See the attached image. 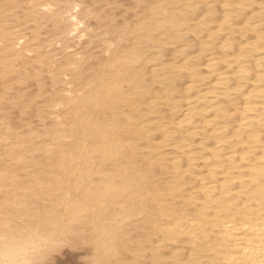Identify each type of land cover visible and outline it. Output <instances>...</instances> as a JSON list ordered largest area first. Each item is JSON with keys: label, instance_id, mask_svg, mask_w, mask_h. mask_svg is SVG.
I'll return each instance as SVG.
<instances>
[{"label": "bare ground", "instance_id": "6f19581e", "mask_svg": "<svg viewBox=\"0 0 264 264\" xmlns=\"http://www.w3.org/2000/svg\"><path fill=\"white\" fill-rule=\"evenodd\" d=\"M24 1L0 0V264H264V0H101L90 36V0ZM51 43L86 54L54 70Z\"/></svg>", "mask_w": 264, "mask_h": 264}, {"label": "rangeland", "instance_id": "374dc122", "mask_svg": "<svg viewBox=\"0 0 264 264\" xmlns=\"http://www.w3.org/2000/svg\"><path fill=\"white\" fill-rule=\"evenodd\" d=\"M23 1H24V0H23ZM83 1H84V0H83ZM94 1H95L96 3L93 2V0L85 1V2H84V3L88 4V5L91 4L90 6H87L88 8H86V4H84V5L82 4V10H83V11H84V10H85V11H86V10H89V9L92 8V7H94V8L96 7L97 10L94 9V8H93V10H95L96 12L98 11L97 13H99V14H98L99 17H97V15H94V16H92V18L90 17V19H87V20L85 21V22H86V25L83 26V28L86 29V31H87L86 34H87V33L92 34L93 32H94V33L99 32L98 29H99L100 27H101V29H100L101 31H100L99 33H101V32L104 33V31H107V29H105V25L107 24L108 19H109V17H110V15H107V14H110L109 11L111 12V7H112V9H113V7H114V6H112L110 3H109L110 5H109V4L107 3V2H108L107 0H104V1L106 2V4H103V5H105V6L108 5V6H111V7H110V9H109V7L106 8V7H107V6H106V7H105V10H106V11H105V15H103V13L100 12L101 10H104V8L102 7L103 5H102V3H101V0H94ZM102 1H103V0H102ZM104 1H103V3H105ZM118 1H122V0H118ZM3 2H4V0H3ZM90 2H91V3H90ZM97 2H98V3H97ZM24 3H26V1H24ZM94 3H95V4H94ZM97 4H99V5H97ZM96 5H97V6H96ZM98 6H100V7H98ZM83 7H84V8H83ZM99 8H100V9H99ZM114 8H115V7H114ZM52 9H54V8H52ZM52 9H51V10H52ZM107 9H108V10H107ZM14 11L18 13L17 10H14ZM95 11H94V12H95ZM0 12H1V9H0ZM96 12H95V13H96ZM102 12H103V11H102ZM97 13H96V14H97ZM116 14L118 15V14H119V11H117ZM1 15H2V14H0V16H1ZM102 15H103V16H102ZM81 17L83 18V14H81ZM101 17H102V18H101ZM105 17L107 18V19H106L107 21L104 19ZM118 17H119V16H118ZM98 18H99V20L97 21ZM100 19H101V20L103 19V20H105V21L102 20V22L100 23V21H101ZM104 22H105V23H104ZM31 23H33V22H28V20H27L26 18L23 19V20L21 19V20H20V26L17 27V28L19 29L20 32L18 31V29H16V27H14L15 25H12V24H11L12 26H9V28L11 29V31H13V30L16 29V30H17V35L20 36L19 33L25 34V33H23L25 30H26L25 32H28L27 29L29 30V29L31 28V26H30ZM99 24H100V25H99ZM8 25H10V23H9ZM25 25H27V26H25ZM31 25H32V24H31ZM28 26H30V28H29ZM97 26H98V27H97ZM27 27H28V28H27ZM95 27H96L97 29H94ZM25 28H27V29H25ZM12 29H13V30H12ZM30 30H31V29H30ZM30 30H29V34H28V35H30V38H29V36L26 35V34H27V33H26V34H25L26 36H24V37L21 39L23 43L21 42V46L19 45L20 47L18 46V49H20V50L23 49V50H24L25 47L27 48V45H26V44L28 43L27 41H29V39L32 38V37H31L32 34H31ZM91 30H92L93 32H92ZM89 31H90V32H89ZM14 33H15V31H14ZM22 34H21V35H22ZM90 34H87V35L90 36ZM17 35H16V36H17ZM19 36H18V37H19ZM112 36H113V35H112ZM24 41L27 42V43H25ZM30 43H34V42L32 41V42H30ZM30 43H29V44H30ZM22 44H23V45H22ZM52 44H53V43H51V45H52ZM58 45H59V44L54 43L53 46L51 47L50 44H49V48H48V47L46 48V50H47V49L49 50V51L47 50V51H48V54L50 53L49 56L52 57V60H53V61H54L55 59H58L57 62H56V60L54 61V63H57V64L52 63L53 61L51 62V63H52V64H51L52 66H51V65H50V66H51V67H54V70H55V68L57 69V68L60 67V66H63V67L66 66V64H67L66 61L68 62L67 65L70 66L68 60L72 59L73 57L71 56L70 59H68V58H69L70 55H73L72 53L75 54V52H76L77 49H78L77 52H80L81 50H83V51L80 52V53H82V56H83L82 58H84V56H85V54H86V52H85L84 50H87V49H81V48H79V47H77V46H73V47H70V49H68V48H65L64 46H62V45H64V44H62L61 46L59 45V46L61 47V49H58V48H59ZM62 47H63V48H62ZM55 48L58 49V50H62V49H64V50H63V54H62V52H60V51H58V52L55 53V51L53 50V49H55ZM50 49H52L53 52H51ZM79 49H80V50H79ZM69 51H70L71 53H69ZM72 51H73V52H72ZM66 52H67V53H66ZM84 52H85V54H84ZM51 53H52V54L55 53V54L52 56ZM57 53H58V54H57ZM31 54H32V53H31ZM59 54H60V55H59ZM65 54H67V56H66ZM77 54H79V53H77ZM77 54H75L76 57H77V58H78V57L81 58V56H80L81 54H79V55H77ZM55 55H56V56H55ZM58 55H59L60 57H61V55H62V57L60 58V57H58ZM75 55H74V57H75ZM63 56H64V58H63ZM65 56L67 57V59H66ZM53 57H55V58H53ZM56 57H58V58H56ZM59 59H60V61H59ZM62 59H63V60H62ZM65 59H66V60H65ZM61 60H62V61H61ZM58 61H59V64H60V65H58ZM60 62H61V63H60ZM64 63H65V64H64ZM61 64H62V65H61ZM55 65H56V66H55ZM57 65H58V66H57ZM68 66H67V67H68ZM51 67H50V71H51V69H52ZM52 71H53V69H52ZM68 87H69V86H67V88H68ZM50 88H51V87H50ZM50 88H48L47 90H49ZM0 90H2V89L0 88ZM50 91H51V93H50ZM0 92H1V91H0ZM46 92H47V91H46ZM53 92H54V91H53V89L51 88V89L47 92L48 94H47V93H46V94H47V96L49 95V97L51 98V96H52L51 94H53ZM68 94H69V93H68ZM68 94H67V95H68ZM52 98H53V97H52ZM4 100L9 101V100H7V99H4ZM7 103H8V102H7ZM7 103H6V104H7ZM9 105H11V101H10L9 104L7 105L9 109L6 107V109L11 110L10 108H11L12 106L9 107ZM54 109H57V110H58L57 106L54 107ZM55 111H56V110H55ZM53 113H55L54 110H53ZM52 115H53V116H52ZM52 115H50V116H51V118L54 119L55 116H56V113H55V115H54V114H52ZM25 130L27 131V128H22V130L20 129V131H22V132H25ZM32 134L34 135L35 133H34V132L31 133L30 136H32V137H30V138H31V139L33 138V139H32V140L30 139V140L32 141V143H35V142H37V141H36V140H37V137H36V134H35V136H33ZM35 137H36V138H35ZM46 138H47V137H46ZM46 138H45V139H46ZM34 139H35V140H34ZM38 140H40V139H38ZM72 254H74V253L65 252L63 255H60L59 259L62 261V264H73V255H72Z\"/></svg>", "mask_w": 264, "mask_h": 264}]
</instances>
